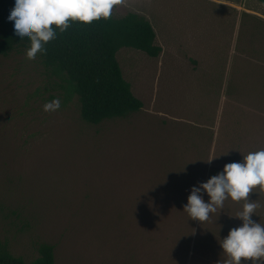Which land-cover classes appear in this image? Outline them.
I'll return each mask as SVG.
<instances>
[{"label":"rangeland","instance_id":"374dc122","mask_svg":"<svg viewBox=\"0 0 264 264\" xmlns=\"http://www.w3.org/2000/svg\"><path fill=\"white\" fill-rule=\"evenodd\" d=\"M129 12L150 21L162 52H117L143 102L126 118L87 123L64 75L28 48L0 54V239L26 261L48 243L54 264H223L218 242L242 223L243 200L203 222L183 205L197 182L264 149V5L122 0L112 10ZM56 98L60 109L44 111ZM256 187L252 219L264 225Z\"/></svg>","mask_w":264,"mask_h":264},{"label":"trees","instance_id":"16d2710c","mask_svg":"<svg viewBox=\"0 0 264 264\" xmlns=\"http://www.w3.org/2000/svg\"><path fill=\"white\" fill-rule=\"evenodd\" d=\"M264 5V0H258ZM12 6L11 0H0V54L9 55L29 48L27 38L16 39L11 35L10 23L5 17ZM63 33L56 28V39L46 45V53L37 55L46 68L64 75L73 94L77 96L81 118L90 124L106 119L126 118L143 107V102L132 91L124 78L117 60L122 47H131L157 57L162 47L155 43V30L145 17L129 12L123 16L85 24L69 21ZM55 27V26H54ZM54 246L38 245V257L26 261L13 255L0 239V264H54Z\"/></svg>","mask_w":264,"mask_h":264},{"label":"clouds","instance_id":"9594fccd","mask_svg":"<svg viewBox=\"0 0 264 264\" xmlns=\"http://www.w3.org/2000/svg\"><path fill=\"white\" fill-rule=\"evenodd\" d=\"M5 22L10 23L11 35L16 39L27 38L30 47L26 50L29 60L37 54L46 53L45 45L56 39L57 32H65L69 21L91 24L93 21L108 19L113 7L122 0H11ZM55 26V27H54ZM43 110L56 111L61 107L59 98L45 102ZM216 157V156H214ZM213 157V158H214ZM212 158L207 160L211 162ZM259 186L264 189V149L250 151L242 159L226 163L221 171L207 179L197 182L190 188L183 211L189 219L203 222L210 213L222 209L224 201H244L242 210L234 217L242 223L230 228L228 234L218 242L225 254L223 264H264V225L252 219L259 207L249 193ZM203 194L208 196L207 202ZM243 258V260H242Z\"/></svg>","mask_w":264,"mask_h":264}]
</instances>
